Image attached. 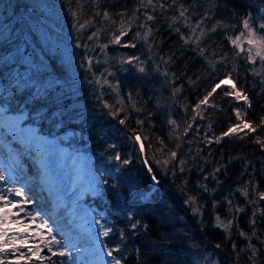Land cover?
Returning <instances> with one entry per match:
<instances>
[{
  "label": "trees",
  "instance_id": "trees-1",
  "mask_svg": "<svg viewBox=\"0 0 264 264\" xmlns=\"http://www.w3.org/2000/svg\"><path fill=\"white\" fill-rule=\"evenodd\" d=\"M154 3L155 11L142 7V0H58L56 15L45 17L36 12L42 9L34 0H0V104L11 113L24 114L25 123L40 132L81 133L95 155L116 162L117 173L101 176L96 204L111 216L114 236L123 232L121 251L114 253L122 264H264V199L259 195L264 193V147L254 142L256 137L264 139V128L247 136L240 133L242 139L235 134L225 137L220 143L209 144L204 138L205 133L219 136L237 123L235 108L246 111L245 119L254 126L264 117V78L247 59V47L239 52L228 39L243 31L244 19L264 18V0H176L171 7L172 0ZM181 5L193 24L203 20L206 35L199 46L183 18L172 19L179 16ZM105 11L116 23L103 17ZM121 13L125 20L133 15L138 19L120 44L110 43L112 34H119ZM145 13L155 17L147 22L152 33L146 40L135 36L147 32ZM88 21V27L79 28ZM217 21L223 27L212 32ZM98 30L99 36L89 39ZM105 43L107 49L101 47ZM130 43L136 47L124 46ZM64 48L75 62L67 61ZM130 56L140 61L120 63ZM137 63L146 68L144 73ZM227 73L248 95L251 108L223 97L226 88L218 89L210 98L218 107L202 106L207 108L204 118L197 116L187 135H181L192 122L195 104ZM103 79L118 89L103 85ZM121 119L126 124H120ZM173 119L178 128L169 123ZM134 132L147 137L144 152ZM160 140L167 146L163 154L158 151ZM168 149L177 152L176 158L157 163L168 159ZM117 153L121 161L113 159ZM124 159L131 163L122 164ZM153 174L159 185L151 180ZM217 216L232 222L230 230L216 226ZM104 238L108 248L118 247L110 236ZM21 251L30 255L26 247ZM41 255L51 260L33 257L20 264H69L67 257L52 256L47 249ZM18 256L10 253L7 264Z\"/></svg>",
  "mask_w": 264,
  "mask_h": 264
},
{
  "label": "snow or ice",
  "instance_id": "snow-or-ice-1",
  "mask_svg": "<svg viewBox=\"0 0 264 264\" xmlns=\"http://www.w3.org/2000/svg\"><path fill=\"white\" fill-rule=\"evenodd\" d=\"M98 3V0H97ZM176 4V0H172V4L168 5L171 7L172 5ZM160 9H164L165 5L163 3H160L159 5ZM142 7H151L153 11L157 8V3H154V0H142ZM188 9L184 8L181 5V10L179 11L178 17H172L173 20H177L180 18H183V22L186 26H189L191 28L193 36H195V40L193 41L199 46L200 39L203 38L206 35V31L204 29H201V24L203 23V20L196 22L193 24L191 22V18L186 15ZM76 15V13H73ZM125 13H121V19L119 22V34L113 33L111 36L110 43L114 44H120L122 38L128 34V32L131 31V28L133 24L138 19L137 16L133 15L131 19L125 20L124 16ZM146 20H145V27L147 28V32L141 36L139 32L135 33L136 37L147 39L148 35L152 33V28L148 25L147 22L154 21L155 17L152 14L145 13ZM103 17L107 20H111L110 14L105 11L103 12ZM92 21H88L87 23H79V28L84 29L88 27ZM111 23H116L115 20H111ZM243 29L246 31H241L238 36L235 38L228 37V39L231 41L232 45H234L239 52H245V43L248 45L247 47V59L250 60L252 63L256 62V58L258 57L261 61V67L264 68V35H260L258 30L252 26V23L248 19H244L242 21ZM218 27H223L222 23L220 21H217L215 25L211 28L212 32H215ZM201 29L200 32L197 34L196 30ZM259 29L264 30V23L259 25ZM176 32H180L179 28L175 29ZM99 36V30L96 32H93L92 35L89 37V39L95 38ZM182 38L185 40V43H188L189 40L187 38H184L182 35ZM108 44L105 43L101 45L103 49L108 48ZM125 47H133L135 48V43L125 44ZM201 54H203V50H201ZM134 61H140V57L138 56H130L127 59H121L120 63L124 64H132ZM211 63V61H210ZM88 64H92V60L89 59ZM138 71L141 73H144L146 71V68L144 66H141L140 63H137ZM215 67V65H213ZM109 75H113V73H109ZM100 81H98L99 83ZM103 85H107L110 88L118 89V86L116 84H111L107 79L102 80ZM226 88L227 90H223L221 92V95L223 97H232L236 101H244L249 108H251V101L249 100L248 95L240 88L237 87L235 80L232 78V73H227L223 79H220L217 83L214 84V86L211 87L210 91H207L206 94L199 99V101L194 106V115L192 116V122L188 123L186 127L183 129V133L181 135H187L188 131L192 129L193 122H195L196 117L200 116L201 119L204 118L203 112L207 110L206 107L202 108V106H211L212 108H217L218 105L215 102H211L210 104V98L213 97V95L217 92L218 89ZM177 92L180 91L179 88L176 89ZM106 107L109 109H113V105L106 104ZM132 107H136L135 103L132 104ZM123 111V108L120 109ZM136 111H141L140 108H136ZM235 117L237 119V123L230 124L227 127L226 131H223L219 136L213 135V137H208L207 133H205V140L210 144L213 142V140L216 143H220L223 138L225 137H231L234 134L239 136V138H244L243 136H240V133H243L244 136H247L251 133H255L257 131V128H264V117L261 118L260 122L253 125L252 122L245 119V116L247 115L246 111L242 112L240 108H235L234 110ZM113 115H116L117 113L113 110ZM120 124H126L125 119H121L119 121ZM137 124H143L144 121L137 120ZM169 123L174 126V128H178L179 125L177 124L176 120H170ZM208 130L211 131L212 124L211 122L207 125ZM176 139H179V136H176L175 132L173 133ZM133 139L140 144V151L144 152V141L147 140V137H144L142 139V133L134 132L133 133ZM256 143H259L261 147H264V139H261L260 137H256L255 141ZM160 144L162 147L158 149L162 154L164 153V149L167 147L164 145V141L160 140ZM179 144H177V148H179ZM111 147H116L115 145H111ZM149 147H151V144H149ZM168 159L165 160H157V163L162 164H168L171 161H173L176 156L177 152L172 151L171 149H168L167 151ZM114 160L121 161V156L119 153L115 154L113 157ZM155 159V157H153ZM131 163V160L124 159L122 160V164L128 165ZM144 163L147 165L148 160L147 158L144 160ZM185 162L183 160L180 161V164L183 165ZM119 170V169H117ZM180 171H184V168L181 167ZM216 171H219V169H216ZM148 172L153 173V168L148 167ZM6 176L3 174H0V182L5 181ZM151 180L155 182V184L159 185L160 180L157 178L155 174L151 176ZM107 181H105L106 183ZM15 194L17 196H24V193L16 189ZM243 195L247 196L248 192L245 190L243 192ZM260 198L264 199V193H260ZM0 200H4L5 203L3 207H0V264H7L8 262V256L10 253H19V256L17 257L16 261L13 262V264H20L21 260L24 261H31L33 257L36 258L37 261H46L51 260V257L41 255V253L44 252L45 249L49 253L52 254V256H61V257H67L69 260L72 259L73 253L68 250L69 244L68 243H62L60 239L57 238V234L54 233L53 228L49 227V224L47 221H41L39 224H36V216H31V223L25 224L23 220L20 219H13V217H18L19 212H13L12 209L19 208L20 212L24 211V204H28L30 201L25 196L22 204L14 203L12 201L6 200L5 197L0 196ZM194 200V198H190L189 202L191 203ZM229 204H231V201H229ZM195 211H199L198 208L194 209ZM242 211V209H238ZM264 212V210H261ZM217 220V227H222L225 229V231L230 230L232 227V222L229 221L225 223L220 219L219 216L216 217ZM93 223L98 224L103 231H98L97 236H103L108 237L110 232L112 231L111 227H105L103 224H101L100 221L94 220ZM252 223L254 224L255 221L253 220ZM33 225H35V228H33ZM131 227L135 229L137 227V223L131 224ZM147 226L145 225V228ZM255 233H253L254 235ZM240 235H246L245 233L241 232ZM121 238H123V232L121 231ZM30 241H35V243L30 244ZM22 247L27 248V253L30 255H26V253L21 251ZM59 247V251H54V248ZM219 247V245H217ZM253 253H256L257 249L254 245L248 246ZM101 255L104 254V252L107 253V256L111 258L110 264H122V260L120 258H117V256L114 255V253H118L121 251L119 247L116 248H108L106 245H103L101 242ZM61 264H64V262H61ZM73 264H77V260L73 262Z\"/></svg>",
  "mask_w": 264,
  "mask_h": 264
},
{
  "label": "bare ground",
  "instance_id": "bare-ground-1",
  "mask_svg": "<svg viewBox=\"0 0 264 264\" xmlns=\"http://www.w3.org/2000/svg\"><path fill=\"white\" fill-rule=\"evenodd\" d=\"M20 119L23 120L6 117L0 112V142L11 165L10 173L18 178L19 183L28 187L26 192L29 197L39 198L34 204L40 207L46 205L48 214H52L50 222L60 230V235L76 247L77 255L74 257L77 261H82L81 264H110L111 258L106 252L101 255V244L94 239L102 229L93 223V211L91 215L86 210L78 211L77 215L62 214L69 205L80 203L82 190L93 189V182L89 184L86 179L89 173L88 156L85 162L80 163L71 151L56 152L59 146L56 140L47 138L49 133L38 134V127H35L36 130L29 128L28 131H20ZM81 165L84 167L81 168ZM47 171L49 176L45 177ZM59 190L62 195L56 198ZM62 199L68 200L66 205L60 201Z\"/></svg>",
  "mask_w": 264,
  "mask_h": 264
},
{
  "label": "rangeland",
  "instance_id": "rangeland-1",
  "mask_svg": "<svg viewBox=\"0 0 264 264\" xmlns=\"http://www.w3.org/2000/svg\"><path fill=\"white\" fill-rule=\"evenodd\" d=\"M36 5L38 7H41L42 10H36V12H40L41 16L47 17V15H52L53 17L57 13V8H58V0H34ZM252 23V26L256 28L259 32L260 35H264V30L259 29V25L264 23V18L261 15L258 18L253 19V21H250ZM243 31H246L243 29ZM245 47H248V45L245 43ZM66 54V58L68 62H75V58L72 57L71 53L68 51L67 48L63 49ZM253 69L256 74H258L260 77L264 78V68L261 67V61L259 58H256V62L252 63ZM0 112L4 114L6 117H13V118H23V120L20 119L21 124L19 125V130L20 131H28L29 128H32V130H36L34 125L31 124H26L25 122V115H19V114H14L9 112L8 110H5V107L0 104ZM38 134H42L41 132L38 131ZM46 134V133H45ZM48 135V134H47ZM48 139H53L56 140L58 146H59V151L56 152L61 153V150H66V151H71L74 153L76 158H79V162L83 163L85 162V159H87L88 163V175L86 176L87 182L90 184L93 182V189L89 191L88 188L84 189L80 193V203H77L74 206L66 207V211L63 212L62 214H70V215H77L78 211L80 210H86L90 211L89 215L92 214L93 211V219L96 221H100L101 224H103L105 227H111L112 229V218L110 215H108L105 210H103V207L99 206V204H96V197H98L101 193V185H100V180L101 176L103 174L109 175V174H115L118 172V165H114L116 162L111 161V160H104L101 159L98 155H95L93 153V149L91 148V143H88L87 138L81 134V133H73L72 131L63 133V134H53V135H48ZM61 142H60V140ZM65 141V142H62ZM76 149V150H74ZM5 164V167L3 166ZM84 165V164H82ZM81 165V168L84 166ZM10 162L8 161V157H6L5 154V148L3 147V144L0 142V174H3L6 176V180L0 182V196H3L6 198L8 201H12L14 203L22 204L24 197L26 196L29 199L28 204H24V211L20 212L19 208H14L12 209L13 212H19L18 217H13V219H20L23 220L25 224L31 223V216H36V224H39L41 221H47L49 224V227L53 228V231L55 234H57V238L62 241V243H68L70 246L68 250L73 253V257L71 260H69V264H73V262L76 260L74 257L77 255L76 253V247H74L73 242H69L66 240L65 237L60 235V230L56 229L55 224H52L50 222V217L52 218V214H48L47 210L45 209L46 205H41L38 206L37 204H34L36 201H38V197H29V194L26 192L28 190V187L23 185L22 183L18 182V178H15L11 173H10ZM62 168V167H61ZM60 168V169H61ZM6 170V171H5ZM64 172V171H63ZM45 177L49 176L48 171L44 174ZM61 177H63V173L61 174ZM49 183H52V181L49 180ZM63 183V182H62ZM61 183V185H62ZM19 189L24 193V196H17L15 194V190ZM62 195L61 190L57 192L55 197L57 198L58 196ZM71 200V198H70ZM62 203L66 205V202L68 201L67 199L65 200H60ZM5 201L0 200V207H3ZM116 214H119V212H115ZM59 217V215L57 216ZM33 228H35V225H33ZM103 231V229H102ZM114 233H116L115 230H112L109 234L110 238H112V242L114 243L115 241L118 244V247H121V233H119L118 236H114ZM95 240L103 243V245H106V240L105 238L101 236L94 237ZM30 244L35 243V241H30ZM116 248V247H115ZM59 247L54 248V251H59ZM83 263L82 261H77V264Z\"/></svg>",
  "mask_w": 264,
  "mask_h": 264
}]
</instances>
